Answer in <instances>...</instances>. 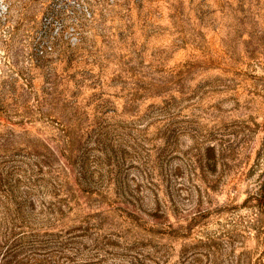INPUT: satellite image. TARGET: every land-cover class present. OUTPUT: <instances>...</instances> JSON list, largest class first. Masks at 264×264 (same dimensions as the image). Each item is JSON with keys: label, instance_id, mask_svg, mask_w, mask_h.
I'll list each match as a JSON object with an SVG mask.
<instances>
[{"label": "rangeland", "instance_id": "374dc122", "mask_svg": "<svg viewBox=\"0 0 264 264\" xmlns=\"http://www.w3.org/2000/svg\"><path fill=\"white\" fill-rule=\"evenodd\" d=\"M0 252L264 264V0H0Z\"/></svg>", "mask_w": 264, "mask_h": 264}, {"label": "trees", "instance_id": "16d2710c", "mask_svg": "<svg viewBox=\"0 0 264 264\" xmlns=\"http://www.w3.org/2000/svg\"><path fill=\"white\" fill-rule=\"evenodd\" d=\"M2 251V250H1ZM1 253V252H0ZM4 257H5V255H4Z\"/></svg>", "mask_w": 264, "mask_h": 264}]
</instances>
